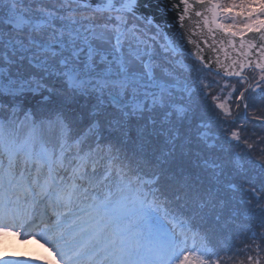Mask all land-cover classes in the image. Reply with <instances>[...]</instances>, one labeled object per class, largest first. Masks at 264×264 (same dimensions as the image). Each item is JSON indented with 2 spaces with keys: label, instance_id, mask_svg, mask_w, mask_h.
I'll return each instance as SVG.
<instances>
[{
  "label": "snow or ice",
  "instance_id": "obj_1",
  "mask_svg": "<svg viewBox=\"0 0 264 264\" xmlns=\"http://www.w3.org/2000/svg\"><path fill=\"white\" fill-rule=\"evenodd\" d=\"M261 105L264 0H0V240L43 241L44 264H222L242 216L264 228Z\"/></svg>",
  "mask_w": 264,
  "mask_h": 264
},
{
  "label": "bare ground",
  "instance_id": "obj_2",
  "mask_svg": "<svg viewBox=\"0 0 264 264\" xmlns=\"http://www.w3.org/2000/svg\"><path fill=\"white\" fill-rule=\"evenodd\" d=\"M0 255L15 259H29L32 263H43V252L39 250L32 251L26 242H16L12 237L0 240Z\"/></svg>",
  "mask_w": 264,
  "mask_h": 264
},
{
  "label": "water",
  "instance_id": "obj_3",
  "mask_svg": "<svg viewBox=\"0 0 264 264\" xmlns=\"http://www.w3.org/2000/svg\"><path fill=\"white\" fill-rule=\"evenodd\" d=\"M190 31H195V27H194V25H193V27H192V29H190ZM223 34H220V36H222ZM249 35H251V34H249ZM194 41H196V42H201V37L199 36V35H195V36H192L191 37ZM239 38H237V40H238ZM209 43H211V40H209ZM185 44H186V46L189 48V49H193L194 50V44L193 45H188L187 44V40H185ZM201 46L203 47V44L201 43ZM226 46V45H225ZM229 51H231V49H229ZM204 55L206 56V57H208V56H211L212 57V59H213V61H215V56L216 55H219L220 56V58H221V60H223L224 59V53L223 52H221V51H217V52H212L211 51V49H209V48H204ZM233 55H235L234 53H233ZM215 66V64L213 63V67Z\"/></svg>",
  "mask_w": 264,
  "mask_h": 264
},
{
  "label": "trees",
  "instance_id": "obj_4",
  "mask_svg": "<svg viewBox=\"0 0 264 264\" xmlns=\"http://www.w3.org/2000/svg\"><path fill=\"white\" fill-rule=\"evenodd\" d=\"M216 79H217V77H214V76H213L211 80H216ZM219 83L221 84V82H219ZM221 85H222V84H221ZM216 91H217V88H213V89L210 90L209 100L211 99V94H212L213 92H216ZM261 107L264 108V105H261L260 107L257 108L256 115H257V114H260V115H261ZM250 111H251V110H250ZM263 115H264V114H263ZM249 120H251V116H250V119H249ZM259 131H260V128L257 129V132H259ZM259 179H260V177L257 178V181H258ZM249 241H251L252 244L254 245L253 240L250 239ZM259 243L263 245V244H264V240H263V241H260ZM252 254H253V257L256 256V254H255V249L253 250ZM261 258H262V262H264V254L261 255ZM225 261H226V260L223 259V262H222V263H224ZM237 264H249L248 259H247V256H241L240 259H238V263H237Z\"/></svg>",
  "mask_w": 264,
  "mask_h": 264
},
{
  "label": "rangeland",
  "instance_id": "obj_5",
  "mask_svg": "<svg viewBox=\"0 0 264 264\" xmlns=\"http://www.w3.org/2000/svg\"><path fill=\"white\" fill-rule=\"evenodd\" d=\"M223 100V99H222Z\"/></svg>",
  "mask_w": 264,
  "mask_h": 264
}]
</instances>
